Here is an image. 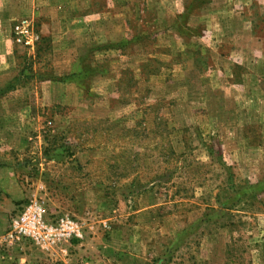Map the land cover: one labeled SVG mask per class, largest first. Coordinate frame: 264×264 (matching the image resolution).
<instances>
[{"label": "rangeland", "instance_id": "374dc122", "mask_svg": "<svg viewBox=\"0 0 264 264\" xmlns=\"http://www.w3.org/2000/svg\"><path fill=\"white\" fill-rule=\"evenodd\" d=\"M78 5L0 95V264H264V0ZM32 200L82 239L8 242Z\"/></svg>", "mask_w": 264, "mask_h": 264}, {"label": "crops", "instance_id": "0c3cea01", "mask_svg": "<svg viewBox=\"0 0 264 264\" xmlns=\"http://www.w3.org/2000/svg\"><path fill=\"white\" fill-rule=\"evenodd\" d=\"M69 2H72L73 5H69ZM79 3L80 0H0V95H8L18 91L16 86L8 89L6 87V82L13 80L18 74L16 69L19 62L18 60L22 57L23 52L27 50L22 46L14 44L11 33L13 23L23 17L36 19V28L39 31L40 36L46 38V36H49L54 32V26H57L59 23L56 18L62 17V15L65 14L66 9L68 10L66 13H73L74 9H76V15H79ZM85 15L88 16L93 14L89 11V13ZM17 54H21V56H18ZM251 60L256 61L254 58ZM238 63L242 65L243 61L241 60ZM251 76L252 75L250 74V77ZM259 76H264V68L262 66L253 77L258 79ZM249 90L250 91L245 90V92L239 91V93L240 95L243 94L245 95L244 97H247L248 95H252L255 91V95H259L258 97H264V90L258 85V83L255 84L254 87H249ZM260 99L264 98H257V102L260 101ZM248 102H253V97H250ZM252 109L260 110L261 112L264 111L260 107H253ZM2 187L3 185L0 183V188ZM5 188H8V186H4V189ZM2 217L0 216V219ZM5 227L6 221H0V232ZM83 254V256L86 257L84 258L81 256L79 264H92V260H89L90 257H87L85 253ZM122 257L126 260V262L132 260L134 261L135 253L128 251ZM5 259H7V261L9 260L7 256ZM20 260H22V258H20Z\"/></svg>", "mask_w": 264, "mask_h": 264}, {"label": "built area", "instance_id": "2783aa9c", "mask_svg": "<svg viewBox=\"0 0 264 264\" xmlns=\"http://www.w3.org/2000/svg\"><path fill=\"white\" fill-rule=\"evenodd\" d=\"M11 33L13 42L28 51H33L41 38L34 21L27 17L16 20ZM82 237L81 225L69 217L62 216L54 222L45 219L43 207L36 200L27 203L19 214L11 218L5 235L8 242L28 238L43 248Z\"/></svg>", "mask_w": 264, "mask_h": 264}, {"label": "trees", "instance_id": "16d2710c", "mask_svg": "<svg viewBox=\"0 0 264 264\" xmlns=\"http://www.w3.org/2000/svg\"><path fill=\"white\" fill-rule=\"evenodd\" d=\"M41 39L43 40V39H45V37H42ZM84 69L85 68H82L81 69L82 72H84ZM88 70H90V69H88ZM92 71L93 70H91V72ZM20 76H21V73H20V75L18 77H15L13 80L14 81H16V80L18 81ZM28 76L29 75H22V77H24V78H27ZM70 76L71 77H74L75 76L76 78L79 77V76L73 75V74H71ZM15 86L17 87V85L12 84L8 88H14ZM244 184H246V183H244ZM249 192L252 193L251 194L252 197H256L259 193H264V176H263V178L257 184H248L245 187L236 190V192H235L236 194L234 195V198H235V200H237V199H239L238 198V195L243 196L245 194H248ZM228 204H229V201L228 200H225V201H223V202L220 203V206L219 207L221 208V210H225V209H228L231 206V204H230V206H228Z\"/></svg>", "mask_w": 264, "mask_h": 264}]
</instances>
